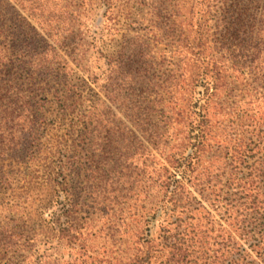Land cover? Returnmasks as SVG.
Instances as JSON below:
<instances>
[{"label": "rangeland", "instance_id": "rangeland-1", "mask_svg": "<svg viewBox=\"0 0 264 264\" xmlns=\"http://www.w3.org/2000/svg\"><path fill=\"white\" fill-rule=\"evenodd\" d=\"M19 2L14 9L0 6V42L11 43L17 25L21 40L33 37L34 62L31 76L21 70V77L7 76L13 49L0 44V264H81L95 249L130 246L143 225L133 213L153 214L150 208L167 192L157 185L164 167L173 170L191 149L190 121L199 119L192 111L204 103L199 91L212 82L214 57H226L229 69L242 66L247 49L249 60L252 52L258 57L262 84L251 69L240 79L230 70L218 96L227 112L262 122L264 52L251 49L262 40L256 22L248 38L253 16L236 15L241 27L224 36L216 24L226 6L220 0ZM136 49L143 51L146 89L131 84L126 91L120 68L139 67L130 56ZM133 101L143 107L130 118ZM91 105L98 108L89 120ZM229 122L227 116L215 127L201 167L204 194H211L204 201L210 214L201 213L207 262L264 264V192L236 186L261 154L260 139ZM85 140L98 164L86 161ZM126 148L132 157L121 164L118 154ZM226 202L236 209L226 212ZM151 220L158 230L159 220Z\"/></svg>", "mask_w": 264, "mask_h": 264}, {"label": "trees", "instance_id": "trees-1", "mask_svg": "<svg viewBox=\"0 0 264 264\" xmlns=\"http://www.w3.org/2000/svg\"><path fill=\"white\" fill-rule=\"evenodd\" d=\"M19 1L0 0V6L4 3L12 6L14 9L20 3ZM11 2L14 5H11ZM218 3L226 4L221 16L216 20L217 28L221 33L224 36H232L233 29L238 30L241 27L242 22L235 23L237 19L236 15L244 17L243 21L253 16L247 23V27H249L248 31H251L247 33L248 38L252 39L251 34L254 33V24L251 23L256 22V28L257 26L259 28V39L262 40L261 42L258 40L257 45H253L251 49L253 48V51L257 53L264 52V0H220ZM240 4L242 7H240ZM238 10L241 12H237ZM229 15L230 20L227 19ZM12 28L9 31L11 34V43L0 42V44L5 43L4 45L7 49H13V57H7L8 59L10 58V61L6 59V75L10 77L19 75L21 77L19 73V70H21L31 76L30 68L34 62L31 54L33 51L31 46L33 37L32 35H27L24 40H21V33L18 30L19 27L16 25ZM138 47L139 45L136 46V48ZM246 51L247 54L245 53V61L242 66H235L230 69L225 67L226 57L225 60L219 59L218 57L213 58L212 66L209 70L211 72L212 82L210 85L202 84L203 88L199 91L201 94L199 101L202 100L204 103L200 105L199 102V110L192 111L193 114H198L199 119L194 118L193 121H190L191 134L188 136L186 147L191 149L187 155H182L179 158L180 160H176L171 164L173 170L170 167H164V170H166L165 179H158L157 185L164 186L167 192H164L162 198L158 200L155 206L150 208V211H154L153 214L147 217L146 215H141L137 210L133 213L135 222L140 223L143 221V225L139 230L140 232L138 230L134 231L136 240L131 244L132 246L126 247L124 243H118L116 241L118 244L112 243L111 247L106 246L103 251L95 249L93 253L88 254L81 261V264H198L200 260H204L203 264H208L209 236L207 234V228H203L201 223V218H204L201 216V213L204 211L205 215L210 214V211L204 204V201H208L206 198L210 193L207 192L206 195L204 194L209 188L203 182L201 167L204 165L208 152L212 151L210 145L213 137H215V134H213L215 127L223 125V121L227 120V116H229V123L231 125L238 122L237 127L244 126V130L252 133L254 137L257 136L260 139V146L258 145L257 149L262 151L252 163L247 164L248 176L243 183H236V186L239 188L241 185L240 192H252V186H254L255 192H264V112L262 113V122L260 124L250 123L249 120L247 121L248 118H245L244 112H227L225 110L226 106H224L218 96L226 86L228 79L226 72L230 70L232 72L238 71L239 75L237 78L240 79L241 74L245 73L246 69H251L253 70V74L255 75L254 80L257 84L259 79L261 80V84L263 83V76L256 70V68L262 70V66H259V64L254 65L258 57L255 58V54L252 52V59L249 60V56L251 55L250 49ZM133 52V54H130L131 61L140 64L139 67L135 70H130L126 66L120 68L123 71L126 69L125 73L123 71L121 72L124 80L121 85H125L124 89L126 91L131 90V84H134L135 88L139 85L141 88L145 87V89L147 84V76L145 75L146 68L144 62H142L143 51L136 49ZM3 59H5L4 56ZM249 62H251L250 66L248 64ZM29 87L30 92H35L33 85ZM262 97V103H264V96ZM136 105L137 103L134 101L133 104L128 105L127 109L131 111L130 113L134 114L130 118L135 117L136 113L138 116V113H140L143 107L142 105ZM91 106L93 110L89 111L91 115L88 118L89 120L94 116L95 110L98 108V105ZM254 121L255 118L253 119ZM91 124H94V122L90 123L88 121L87 134L89 135L91 133L93 135L94 131H96V127L90 128ZM92 138L93 136H90L86 140L91 141ZM248 139L251 140L253 138ZM86 140L84 141L87 145L85 148V151H87L86 161L89 164H98V156L89 153L92 146H89L90 143H87ZM252 142L254 143V140ZM75 145L77 146L78 144ZM131 155L130 150L126 148L125 151L123 150L118 154V160L121 164L126 163L132 157ZM230 201L238 205L236 200ZM235 204L226 202L222 207L225 208L226 212H229L230 209H234ZM153 218L159 220L158 230H153L154 226H151V219ZM206 218L208 219L209 217L206 216ZM74 263L70 262L69 264Z\"/></svg>", "mask_w": 264, "mask_h": 264}]
</instances>
